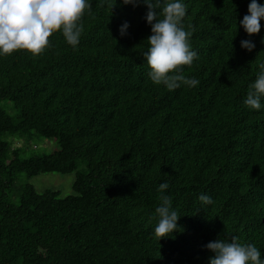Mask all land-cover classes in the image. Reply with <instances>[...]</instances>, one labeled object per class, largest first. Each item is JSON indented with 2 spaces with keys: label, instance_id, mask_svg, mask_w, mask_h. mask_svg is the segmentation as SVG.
Masks as SVG:
<instances>
[{
  "label": "trees",
  "instance_id": "obj_1",
  "mask_svg": "<svg viewBox=\"0 0 264 264\" xmlns=\"http://www.w3.org/2000/svg\"><path fill=\"white\" fill-rule=\"evenodd\" d=\"M184 2L198 59L183 75L195 87L169 91L149 78L142 2L92 0L76 48L58 31L40 55L0 56V102L16 110L0 107V264H209L205 245L232 236L264 258V109L243 103L264 62V21L248 36L239 21L250 0ZM6 135L58 149L22 157ZM72 172L70 194L26 182L9 199L20 173ZM165 181L179 229L157 241Z\"/></svg>",
  "mask_w": 264,
  "mask_h": 264
},
{
  "label": "clouds",
  "instance_id": "obj_2",
  "mask_svg": "<svg viewBox=\"0 0 264 264\" xmlns=\"http://www.w3.org/2000/svg\"><path fill=\"white\" fill-rule=\"evenodd\" d=\"M141 2L147 6L145 20L151 29L147 38L149 47L142 54L149 68V78L169 91L182 85L197 86L199 81L196 78L183 75V67H190L198 59V53L190 43L191 26L186 29L183 22L187 14L184 0H122L123 4L134 7ZM91 9L92 0H0V56L11 55L18 50L33 56L40 55L51 47L49 38L58 31L68 45L76 48L83 33L82 18L86 13L91 14ZM247 13L239 25L248 36H252L262 27L264 3L250 0ZM128 27L127 22L119 27L121 36L126 34ZM240 47L251 52L255 43L244 39L240 41ZM258 68L256 79L249 85L243 101L247 107L257 111L264 109V62ZM168 188L167 181L157 187L161 193V203L155 209L159 217L154 228L157 241L170 237L179 229L180 215L172 207L171 198L165 194ZM198 199L203 205L213 203L207 194H200ZM205 247L213 253L209 264H264L261 250L253 243H241L236 236L217 238Z\"/></svg>",
  "mask_w": 264,
  "mask_h": 264
},
{
  "label": "rangeland",
  "instance_id": "obj_3",
  "mask_svg": "<svg viewBox=\"0 0 264 264\" xmlns=\"http://www.w3.org/2000/svg\"><path fill=\"white\" fill-rule=\"evenodd\" d=\"M0 107L4 109L8 115L15 116L16 110L11 102L2 101ZM8 142H11L13 147L23 148L22 157L30 155H49L58 149L57 143L53 139H45L40 136H25L24 139H14V137L6 135L4 137ZM74 181V172L68 174L59 173H46L39 174L33 177H27V175L20 173L14 182V189L9 194V199L12 202L18 201V193L16 189L26 182L31 183L37 192H43L47 187H54L61 191L62 195L70 194L71 185Z\"/></svg>",
  "mask_w": 264,
  "mask_h": 264
}]
</instances>
